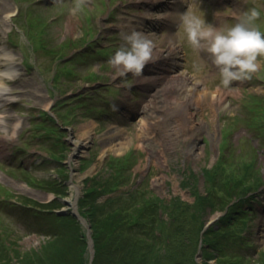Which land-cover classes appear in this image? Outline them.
Instances as JSON below:
<instances>
[{"label": "rangeland", "instance_id": "1", "mask_svg": "<svg viewBox=\"0 0 264 264\" xmlns=\"http://www.w3.org/2000/svg\"><path fill=\"white\" fill-rule=\"evenodd\" d=\"M112 1L103 5L105 0H0V55L12 56L9 60L0 56V141L5 139L7 151L0 156V264H45L48 257L51 262L54 258L79 262L82 257L81 264H92L89 222L76 220L77 233L58 219L60 212L72 216L75 210L64 201L78 200L86 184L101 185L107 192L93 196L91 205L125 193L123 201L129 204L130 193L139 198L148 190L150 195L138 200L153 196L166 202L171 198L187 202L189 209L177 211L171 227L187 226L194 242L198 238L195 264H264V57H257L258 69L251 79L225 86L210 55L187 40L181 17L173 19L172 37L167 38L160 27L147 34L160 48L166 39L174 40L177 48L181 44L180 67L200 84L192 100L194 109L189 116L181 115L180 123L177 119L174 131L171 112L164 110L168 107L161 103L144 109L150 93L136 84L134 75L113 79L108 58L123 43V34L140 25L136 15L141 6L135 4L138 0ZM252 7L261 10L254 26L264 30V0H237L229 5L227 15H216L217 9L212 15L205 13L207 8L199 3L189 13L203 14L214 25L230 26L243 10ZM149 14L160 22L159 9ZM42 40L44 45L39 46ZM119 86H126L127 94L132 91L126 100ZM119 88V97H113ZM217 93L222 94L220 100ZM55 100L63 106L54 109ZM121 107L130 109L133 116L122 118L125 109ZM40 112L56 113L62 122L56 120L57 128L47 125L50 133H46L39 127L48 116L43 114L40 120ZM149 116L156 123L147 133ZM141 117L146 122L143 131L138 127ZM36 121L41 131L35 130ZM88 133L90 138L70 161L71 167L67 159L74 143ZM60 151L64 157H59ZM112 157L123 159L112 161ZM114 166L123 167L118 170L116 189L108 191L114 182ZM224 173H228L227 181ZM237 176L243 179L236 181ZM223 182L235 184L236 191L251 182L259 188L220 207L217 196L223 194ZM201 195H205L203 202H199ZM167 210L159 207L158 217L168 220ZM222 222L228 223L224 234L209 237L217 251L202 247L205 225L216 227ZM162 224L164 230L167 224ZM156 236L160 244L152 262L161 264L167 261L161 259L163 243L172 240L177 247L182 234L166 228L156 230ZM191 250L176 255L188 260Z\"/></svg>", "mask_w": 264, "mask_h": 264}, {"label": "trees", "instance_id": "2", "mask_svg": "<svg viewBox=\"0 0 264 264\" xmlns=\"http://www.w3.org/2000/svg\"><path fill=\"white\" fill-rule=\"evenodd\" d=\"M111 159L112 161L113 159H115L114 161H122L121 159H123V157L119 158L120 160L118 158ZM122 167L123 166H119L116 168V166H114L116 169L112 170L113 176L111 177L113 178L114 182L110 184L108 191H113L116 189L115 187L118 183V170ZM226 175H228V173L222 174L223 178L227 181L228 178ZM237 178L238 179H235L236 181H239L240 178L243 179L241 176H237ZM259 179L260 178L256 176L255 181H258ZM251 183L253 184H246L245 186L241 187L240 191H236L235 184L230 185L223 182V194L217 196V198H219L222 202V206L220 207L230 204V201L238 200L241 198V196L245 195L249 191L254 193L256 190H258L259 187L257 182L255 183L256 185L254 182ZM96 185L97 188L94 184H87L83 191L82 197L79 200L80 214L89 222L92 231L91 235L94 246V260L92 264H154V262H152V257L153 255L155 258L158 257V253L156 252L158 250V244H160V239L156 236V230L164 231L166 228H168V230L177 232V234H182V238L178 240L179 245L177 247L173 245L174 241L172 240L163 243L162 248H160L163 250L161 259L165 258L167 261L162 262L158 260L160 261L159 263L195 264L193 261V256L198 244V238L194 242L191 231L187 226L182 227L180 230L171 227L177 211L181 212L189 209L190 205L187 202H182L178 198H171L166 202L159 197L153 196H146L141 200H138L139 198L145 196L146 193H149L150 195L148 190L145 192V194L144 192H141L143 195H140L139 198L135 195L133 196V194L129 192L132 197L129 200V204H125L123 201V198L126 195L125 193L123 195L117 196L116 198L107 199L100 205H91L90 201L93 196L107 193L105 187H101V185L98 184ZM203 197L205 198V195H201V197H199L201 200L199 202L204 201ZM221 197L223 199H221ZM120 200L122 201L121 204H119ZM115 202L119 204L120 207L117 205L115 206ZM51 205L52 203L47 204V206ZM162 205L168 209L167 216L169 219L166 221L158 217L157 209ZM197 217L200 216L197 214ZM240 218L242 217L240 216ZM58 219L65 224L76 228L77 233L80 231L79 222L76 221V218L73 216L61 215L58 217ZM162 222L167 224V226L165 225L164 230ZM227 224L228 223L226 222H222L216 227L211 226L205 229L202 233L203 236L201 237L202 247H211L212 251H217L218 247L215 243L211 242L209 237H217L224 234V226H227ZM166 235L168 238H170L168 234ZM154 247H156V249H154ZM192 248L193 250H191ZM187 250L188 252L191 250L190 258L188 260H185L184 258L178 259L176 254L180 255V253H185L183 251ZM62 255L63 254H61V256ZM50 259V257L46 258L45 264H57L54 263L55 261H60L65 264H81L83 261L82 257H80L79 262L67 259L60 260L57 258H54L55 260L51 262Z\"/></svg>", "mask_w": 264, "mask_h": 264}, {"label": "clouds", "instance_id": "3", "mask_svg": "<svg viewBox=\"0 0 264 264\" xmlns=\"http://www.w3.org/2000/svg\"><path fill=\"white\" fill-rule=\"evenodd\" d=\"M230 8L217 10L216 15H227ZM233 15H236L234 12ZM261 10L252 7L244 10L230 26L206 22L203 14L195 15L184 11L181 20L187 40L203 50L216 66L220 83L227 86L232 81L251 79L258 69L257 57H264V30L254 26ZM121 43L109 56L108 63L114 69L112 76L141 74L144 65L153 59L151 39L133 29L122 36Z\"/></svg>", "mask_w": 264, "mask_h": 264}, {"label": "bare ground", "instance_id": "4", "mask_svg": "<svg viewBox=\"0 0 264 264\" xmlns=\"http://www.w3.org/2000/svg\"><path fill=\"white\" fill-rule=\"evenodd\" d=\"M169 50H172L173 46L170 44V46L168 47ZM160 51H158L157 48H153L152 51V55L156 56L157 53H159ZM0 56L6 58L7 60H9V58L11 59L12 56H10L9 54L4 52V55L1 54ZM8 57V58H7ZM156 57H159V55H157ZM155 57V58H156ZM173 61V60H171ZM151 74V72H150ZM0 75V78H2ZM141 80H144L143 83L144 85H148L149 86V90L150 94H148V102H146V105L144 106V109H147V111L149 110L151 105H163V108L168 107V109H164L165 111L171 112V116L173 118V126L171 125V129H173L174 131L175 129V123L177 122V119L179 121V123L182 121L180 116L181 115H190V109H194V104H193V97L197 96V91L199 89L200 92V84L194 80L190 74H188V72L186 70H184L183 68H180V66L175 63V62H170L168 64L167 68H164V71L156 75H150L146 78H141ZM2 82L0 79V88H1ZM1 91H3V89H0ZM206 94V92H204ZM202 94L200 96L203 97ZM213 95V94H212ZM215 96V94H214ZM212 97V96H211ZM216 97L218 100H220V98L222 97L221 93H217ZM179 108V110H178ZM184 108V109H183ZM152 109V107H151ZM185 110V111H184ZM125 118L128 117V114L124 113ZM147 118V117H146ZM143 118H140V122H139V131H143L145 130L143 127V123L146 122L144 120H142ZM168 119L170 120V117H168ZM149 123L147 124V128L145 130V132L149 133L152 129H154L155 127V123L156 120L154 117L149 116L148 117ZM171 121V120H170ZM178 123V122H177ZM169 127V128H170ZM2 128V127H1ZM86 134V133H85ZM14 138V137H13ZM90 138V134L88 133L87 135H83V137L79 140H76L74 143V147H76L77 149H84L87 141ZM5 141V139H3V142ZM74 148V152L75 149ZM155 151H157L156 149H153ZM107 151V149H104V152ZM154 154H156L154 152ZM0 155H3L2 152H0ZM74 189L77 191H79V189L77 188V186L74 184ZM65 202H68V207H71L75 209V200L73 199V197H71L69 200H66Z\"/></svg>", "mask_w": 264, "mask_h": 264}, {"label": "water", "instance_id": "5", "mask_svg": "<svg viewBox=\"0 0 264 264\" xmlns=\"http://www.w3.org/2000/svg\"><path fill=\"white\" fill-rule=\"evenodd\" d=\"M77 217L81 220V222H85V220L82 217H80V216H77ZM89 237H90V235H89ZM88 246H89L90 255H93L94 250H93V244H92L91 239L89 240Z\"/></svg>", "mask_w": 264, "mask_h": 264}]
</instances>
